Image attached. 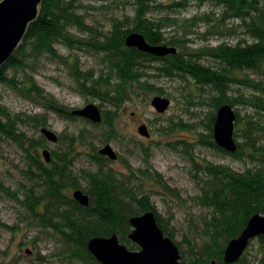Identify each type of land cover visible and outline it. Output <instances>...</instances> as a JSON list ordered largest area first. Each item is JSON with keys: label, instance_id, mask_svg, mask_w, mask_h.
Returning a JSON list of instances; mask_svg holds the SVG:
<instances>
[{"label": "trees", "instance_id": "1", "mask_svg": "<svg viewBox=\"0 0 264 264\" xmlns=\"http://www.w3.org/2000/svg\"><path fill=\"white\" fill-rule=\"evenodd\" d=\"M78 1L43 0L40 14L30 23L21 45L0 69V82L19 90L25 96L39 100L47 109L66 119H76L78 116L72 113L73 109L60 104L46 93L37 84L33 75L26 73L23 79L19 80L16 75L9 76L7 69L10 67L25 69L27 66L32 68L31 64L27 63L28 59L35 62L41 56L49 55L69 64L71 75L82 93L98 97L115 109L137 95L138 87L162 93L161 88H155L148 81L150 68L156 69L158 74L163 76H190L200 88L208 85L219 91V95L215 96L211 103L215 107V112L207 124L209 133H200L199 141L209 148L238 159L248 157L254 166L244 171L236 170L229 165L200 161L190 154L201 187L196 199L211 213L205 219L201 245L197 246L192 241H187L192 252L190 264L214 262L227 264L224 260V251L228 242L241 234L253 214L264 213V145L258 144L256 136V132L263 131L264 126L253 118L246 120L247 139L244 143L239 142V149L231 153L216 143L214 124L220 105L224 103L235 105V101L228 95L232 83L260 85L248 77L238 78L236 73L246 69L254 71L264 69V0H194L200 4L211 2L220 6L222 10L218 19L211 16H207L206 19L217 21L223 25L221 28L231 33L235 28H230L228 23L238 21L243 27V32L253 38L252 41L237 43L222 41L216 46L202 47L194 53L178 52L164 57L126 44V37L136 31L143 33L151 44L182 45L177 36L170 38L166 36V28L175 25L177 19L152 15L156 8L164 6L161 0H130L135 7V14L126 15L123 19H114L111 29L107 32L86 23L84 15L79 12ZM189 1H173L168 7H186ZM199 21L201 18L198 16L186 19L185 28L190 30L197 26ZM73 27L78 28L87 37H79L72 31ZM58 44L68 48L72 55L74 51L87 47L104 52L110 70L108 77L95 76L92 70H84L77 55L69 62L71 54L68 56L60 54ZM206 56L218 60L221 66L212 67L204 64L201 59ZM248 102L256 106L264 116V98ZM1 116L6 117V120L4 121ZM117 116L118 112L115 110H103L104 119L101 123L89 122L96 127L103 125L108 127L105 141L109 142L119 135L115 125ZM241 120L242 116L237 112L236 123ZM19 122H26L37 128L47 126L48 118L45 113L12 116L5 106L0 105V134L16 142L26 153L29 161L27 173L34 184L26 187L24 199H20L18 192L11 190L10 187L2 189L26 207L32 224L54 232L61 243L60 256L67 259L68 264H101L89 250V240L94 236H111L116 233L122 243H131L130 219L148 210L155 212L159 225L165 234L173 239V231L157 213L150 195L146 192L141 193V185L134 187L130 184L135 172L128 179L123 178L109 166L111 160L101 155L96 147H92L93 153L89 155L96 167L93 170H83L87 186L85 189L82 188L80 179L74 171V156L75 145L78 142L91 147L86 129H82L79 135L59 134V141L66 139L70 147L53 151L52 161L46 162L40 152L45 146V138L28 136L20 131ZM188 146L190 144L186 143V147ZM146 152L149 156V152ZM127 166L132 171L128 163ZM139 171L145 175L150 174L149 169ZM155 174L157 179L163 182L162 175L158 172ZM78 188L90 194L89 206H83L71 196L70 191ZM164 188L167 191L171 190L168 186ZM0 227L14 229L1 217ZM257 240L261 256L256 264H264V235L259 236ZM178 244L181 245L182 241ZM135 248L136 245L133 244L131 249ZM39 258L43 257L39 254ZM0 264L8 263L2 261ZM232 264L251 263L244 254L239 261Z\"/></svg>", "mask_w": 264, "mask_h": 264}, {"label": "rangeland", "instance_id": "2", "mask_svg": "<svg viewBox=\"0 0 264 264\" xmlns=\"http://www.w3.org/2000/svg\"><path fill=\"white\" fill-rule=\"evenodd\" d=\"M173 1L185 0H161L164 6L156 8L152 15L159 18L175 17L177 19L175 25L166 28V36L168 38L177 36L181 40L182 45L176 46L179 52L194 53L195 50L205 46H216L222 41L237 43L239 41L251 42L253 39L243 32V27L238 21L228 23L230 28H235L231 33L221 28L223 25L217 21L207 20V16L219 18L222 9L214 3L200 4L190 0L186 7L169 8L168 4ZM77 4L80 5L79 12L84 15L86 23L104 32L111 29L114 19H123L126 15L135 14V7L130 0H79ZM195 16L201 18L198 25L190 30L185 28L184 21ZM216 25L219 27L214 28L213 26ZM72 31L79 37H87L78 28L73 27ZM57 48L62 55L71 54V51L62 44H58ZM73 53L74 55L71 54L69 57V62L77 55L84 70H92L95 76L108 77L110 70L104 52L87 47ZM201 61L212 67L221 66L218 60L211 57L206 56ZM27 63L31 64L32 68L30 66L25 69L10 67L7 69V74L16 75L19 80H22L26 73L33 75L37 84L46 93L70 109H81L89 103H96L103 110L118 112L115 125L119 135L106 142L108 127L104 125L96 127L88 119L80 116L76 119H66L53 110L47 109L39 100L25 96L19 90L0 82V105L5 106L12 116L46 114L47 126L36 128L26 122L18 123L20 131L28 136L45 138V146L40 149L42 159L45 161L42 155L45 148L50 149L53 154L55 150L61 151L70 147L66 139L57 142L49 141L41 133L42 127H48L58 134L67 136L79 135L82 129H86L91 147L78 142L75 145L74 156V171L80 179L82 188L85 189L87 180L83 170H93L96 167L89 156L93 153L92 147L98 150L110 143L119 153V158L115 161L109 158L111 160L109 166L125 179L135 172L130 184L134 187L141 185V193L146 192L150 195L157 213L173 231L174 241L177 244L182 241L181 245L178 244L182 259L190 263L192 252L187 240L192 241L194 245H201L205 219L211 213L196 199L201 192V187L190 154L200 161L207 160L215 164L229 165L236 170L244 171L254 166L248 157L238 159L209 148L199 141L200 133H209L207 124H209L210 116L215 112V107L211 103L212 99L219 95V91L208 85L203 89L200 88L190 76L168 77L150 68L148 69V81L155 88H161L162 93L158 90L138 87L137 95L115 109L98 97L82 93L71 75L69 64L49 55H43L35 62H30L28 59ZM236 75L238 78L248 77L254 83H260L255 86L240 82L232 83L228 90V95L235 101L236 111L242 116V120L236 123V138L244 143L247 139L246 120L253 118L254 121L264 126V116L256 106L248 102L264 98V69L262 71L246 69L238 71ZM156 95L171 99V104L165 112L160 113L153 106L152 100ZM1 117L4 121L6 120V117ZM142 124L147 125L150 137L140 134L139 126ZM256 136L258 144L264 145V130L256 132ZM186 143L190 146L186 147ZM146 151L149 152V156ZM28 167L29 161L22 148L16 142L0 134V217L5 223L14 227L13 230L0 227V262L68 264L67 259L60 256L61 243L54 232L32 224L26 207L2 189V187H10L11 190L18 192L20 199H24L26 187L34 184L27 173ZM140 169H149L150 174L145 175L139 171ZM156 172L162 175L163 182L157 179ZM164 186H168L171 190L167 191ZM74 190L70 191L71 196ZM123 243L129 249L133 244L136 245V248L131 250L140 249L132 241ZM39 254L43 258H39ZM245 254L251 264L258 262L261 252L257 238L250 243Z\"/></svg>", "mask_w": 264, "mask_h": 264}, {"label": "water", "instance_id": "3", "mask_svg": "<svg viewBox=\"0 0 264 264\" xmlns=\"http://www.w3.org/2000/svg\"><path fill=\"white\" fill-rule=\"evenodd\" d=\"M42 4L43 0H2L0 2V69L13 57L21 45L30 23L39 16ZM126 44L158 57L179 52L176 46L151 44L143 33L136 31L126 37ZM152 104L158 112L162 113L169 108L171 99L156 95ZM72 113L93 123H101L104 119L103 110L96 103L74 109ZM236 120L237 111L233 105L224 103L218 107L214 139L218 146L231 153L239 149V141L235 136ZM139 132L150 137L146 124L139 126ZM41 133L49 141L59 140V134L48 127H42ZM99 153L114 161L119 158V153L110 143L99 148ZM42 155L46 162H51L53 159L50 149L45 148ZM73 198L85 207L90 205V194L81 188L73 191ZM130 223L132 231L129 233V239L140 247L139 250L129 249L116 233L111 236H94L89 240L88 248L101 264H190L182 259L179 245L165 234L153 210L133 216ZM261 235H264V213H255L250 217L241 234L228 242L224 251L225 262L232 264L239 261L250 243Z\"/></svg>", "mask_w": 264, "mask_h": 264}]
</instances>
